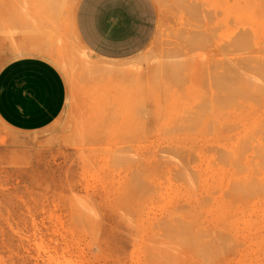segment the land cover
Returning <instances> with one entry per match:
<instances>
[{
    "label": "rangeland",
    "instance_id": "rangeland-1",
    "mask_svg": "<svg viewBox=\"0 0 264 264\" xmlns=\"http://www.w3.org/2000/svg\"><path fill=\"white\" fill-rule=\"evenodd\" d=\"M146 1L128 46L0 0V71L67 87L44 129L0 119V264H264V0Z\"/></svg>",
    "mask_w": 264,
    "mask_h": 264
},
{
    "label": "crops",
    "instance_id": "crops-1",
    "mask_svg": "<svg viewBox=\"0 0 264 264\" xmlns=\"http://www.w3.org/2000/svg\"><path fill=\"white\" fill-rule=\"evenodd\" d=\"M74 2V23L79 25L82 40H113L131 46V40L144 38L142 27L149 31L139 21L142 11L150 8L146 0ZM66 100L63 76L44 59H18L0 71V119L10 128L25 132L44 129L61 116Z\"/></svg>",
    "mask_w": 264,
    "mask_h": 264
},
{
    "label": "bare ground",
    "instance_id": "bare-ground-1",
    "mask_svg": "<svg viewBox=\"0 0 264 264\" xmlns=\"http://www.w3.org/2000/svg\"><path fill=\"white\" fill-rule=\"evenodd\" d=\"M52 8H53V7H52ZM121 67H122V66H121ZM121 67H120V68H121ZM123 67H124V66H123ZM120 68H119V71H120ZM109 69H110V68H109ZM125 69H128V72H129L130 70L132 71V68L129 70V67H128V66H127V68L125 67ZM125 69H124V71H125ZM102 70H103V69H102ZM121 70H123V69L121 68ZM105 71H108V68H107V70L105 69ZM124 71H123V72L121 71V72L124 73ZM121 72H120V73H121ZM128 72L124 73V75H125V74H130V73H128ZM114 73H115V72H114ZM116 73H117V72H116ZM118 73H119V72H118Z\"/></svg>",
    "mask_w": 264,
    "mask_h": 264
}]
</instances>
